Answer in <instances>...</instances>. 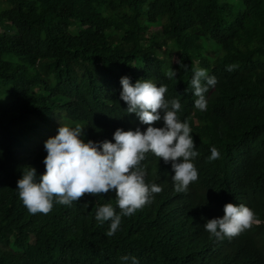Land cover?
<instances>
[{
    "label": "trees",
    "instance_id": "obj_1",
    "mask_svg": "<svg viewBox=\"0 0 264 264\" xmlns=\"http://www.w3.org/2000/svg\"><path fill=\"white\" fill-rule=\"evenodd\" d=\"M0 27V264H121L128 254L139 264H264V0H0ZM202 38L220 53L205 55ZM197 63L218 80L206 111L188 86ZM172 69L177 76L168 79ZM125 75L167 85L165 98L180 101L198 180L177 193L170 162L148 153L147 183L162 191L122 217L112 237L94 212L115 207V192L29 213L16 183L25 167L45 171L48 138L31 144L52 116L84 127L93 141L112 140L118 127H147L119 97ZM212 147L220 157L210 161ZM228 202L248 206L256 220L217 240L203 225Z\"/></svg>",
    "mask_w": 264,
    "mask_h": 264
},
{
    "label": "clouds",
    "instance_id": "obj_2",
    "mask_svg": "<svg viewBox=\"0 0 264 264\" xmlns=\"http://www.w3.org/2000/svg\"><path fill=\"white\" fill-rule=\"evenodd\" d=\"M227 66V71L234 70ZM177 76L176 70L167 72L168 79ZM218 80L209 75L198 63L192 70L188 86L196 97L194 106L206 111V93L215 88ZM119 97L127 105L126 112L135 114L144 131L116 128L112 140L93 141L85 139L84 127L60 124L56 135L44 142L45 171L37 175L34 167H25L17 180L16 190L29 213L48 214L53 204L71 206L85 194L96 197L102 193L115 192V207L111 203L98 204L94 219L99 226L109 224L105 235L115 236L120 229L122 217H130L150 204L162 187L147 178L145 159L148 153L171 164V180L177 193L187 192L190 184L198 180V170L193 161L199 156L190 135L192 129L178 115L181 103L178 99H166L167 85H157L151 79L130 81L120 78ZM163 121L160 127L155 122ZM220 157L217 148L210 149L208 159ZM119 209L117 212L116 209ZM254 211L244 204L232 202L223 205V215L207 219L204 229L211 237L222 240L240 235L253 226ZM121 264H139L133 255H124Z\"/></svg>",
    "mask_w": 264,
    "mask_h": 264
},
{
    "label": "rangeland",
    "instance_id": "obj_3",
    "mask_svg": "<svg viewBox=\"0 0 264 264\" xmlns=\"http://www.w3.org/2000/svg\"><path fill=\"white\" fill-rule=\"evenodd\" d=\"M78 28L77 24H74L73 29H71L72 32H75V29ZM3 27H0V30H3ZM11 29H7L6 32H11ZM150 32H155V33H160V27L159 26H154L151 27ZM202 42L206 44V49H205V55L209 56L210 58H214L218 53H220L221 49L215 45L213 42H211L210 40L206 39V38H202ZM163 48H165L166 52H168L169 54L172 53L171 55L174 56V48L171 45H164ZM51 78V76H50ZM62 120L59 119V117L57 115H54L50 118V123L49 126H44L42 128L38 129V134L34 136V142L31 144L32 147L37 148V146H40L44 141V139L52 137L54 135H56L58 127L60 126ZM42 140V141H41ZM42 142V143H41ZM20 152L22 155H27L29 152L27 151V149H20ZM33 239V237L31 238V240Z\"/></svg>",
    "mask_w": 264,
    "mask_h": 264
}]
</instances>
